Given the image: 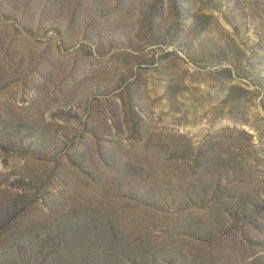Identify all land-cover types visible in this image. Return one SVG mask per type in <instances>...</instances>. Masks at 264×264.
I'll return each instance as SVG.
<instances>
[{
    "label": "rangeland",
    "instance_id": "rangeland-1",
    "mask_svg": "<svg viewBox=\"0 0 264 264\" xmlns=\"http://www.w3.org/2000/svg\"><path fill=\"white\" fill-rule=\"evenodd\" d=\"M0 264H264V0H0Z\"/></svg>",
    "mask_w": 264,
    "mask_h": 264
},
{
    "label": "trees",
    "instance_id": "trees-1",
    "mask_svg": "<svg viewBox=\"0 0 264 264\" xmlns=\"http://www.w3.org/2000/svg\"><path fill=\"white\" fill-rule=\"evenodd\" d=\"M221 72L222 73H227L228 74V77L230 76V73H231V69H229V68H223V69H221Z\"/></svg>",
    "mask_w": 264,
    "mask_h": 264
}]
</instances>
